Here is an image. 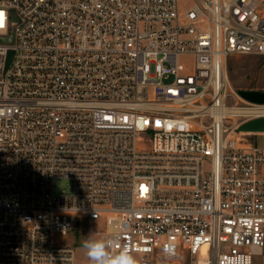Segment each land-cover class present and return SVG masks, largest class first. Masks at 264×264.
Instances as JSON below:
<instances>
[{
  "label": "built area",
  "instance_id": "obj_1",
  "mask_svg": "<svg viewBox=\"0 0 264 264\" xmlns=\"http://www.w3.org/2000/svg\"><path fill=\"white\" fill-rule=\"evenodd\" d=\"M0 12V264H76L84 222L140 264H264V104L228 76L264 59V0Z\"/></svg>",
  "mask_w": 264,
  "mask_h": 264
},
{
  "label": "rangeland",
  "instance_id": "obj_2",
  "mask_svg": "<svg viewBox=\"0 0 264 264\" xmlns=\"http://www.w3.org/2000/svg\"><path fill=\"white\" fill-rule=\"evenodd\" d=\"M188 6L190 0H181ZM228 76L231 86L235 91L259 90L264 91V59L254 55H235L228 60ZM71 183L58 180L56 191L58 193L69 192ZM95 223H81L73 228L67 236L58 237L60 242L71 244L76 249V264H92L87 256L84 243L87 240H103V235L93 231ZM166 259L163 264H169Z\"/></svg>",
  "mask_w": 264,
  "mask_h": 264
},
{
  "label": "clouds",
  "instance_id": "obj_3",
  "mask_svg": "<svg viewBox=\"0 0 264 264\" xmlns=\"http://www.w3.org/2000/svg\"><path fill=\"white\" fill-rule=\"evenodd\" d=\"M116 239L103 240H87L84 248L87 250V256L92 264H140L131 254L129 249L121 247L117 254H112L109 249L117 246Z\"/></svg>",
  "mask_w": 264,
  "mask_h": 264
},
{
  "label": "water",
  "instance_id": "obj_4",
  "mask_svg": "<svg viewBox=\"0 0 264 264\" xmlns=\"http://www.w3.org/2000/svg\"><path fill=\"white\" fill-rule=\"evenodd\" d=\"M13 54L12 51L9 53V57L11 58V55ZM10 58L8 61V65L10 63ZM7 65V66H8ZM239 94L246 100L257 103V104H264V91L259 90H241L239 91ZM241 131L244 132H263L264 131V117L258 118L252 121H249L245 124H243L240 127Z\"/></svg>",
  "mask_w": 264,
  "mask_h": 264
},
{
  "label": "snow or ice",
  "instance_id": "obj_5",
  "mask_svg": "<svg viewBox=\"0 0 264 264\" xmlns=\"http://www.w3.org/2000/svg\"><path fill=\"white\" fill-rule=\"evenodd\" d=\"M2 20H3V13L0 12V27L3 26ZM142 188H143V186H142Z\"/></svg>",
  "mask_w": 264,
  "mask_h": 264
},
{
  "label": "bare ground",
  "instance_id": "obj_6",
  "mask_svg": "<svg viewBox=\"0 0 264 264\" xmlns=\"http://www.w3.org/2000/svg\"><path fill=\"white\" fill-rule=\"evenodd\" d=\"M233 88V87H232ZM234 89V88H233ZM261 108V107H260Z\"/></svg>",
  "mask_w": 264,
  "mask_h": 264
}]
</instances>
